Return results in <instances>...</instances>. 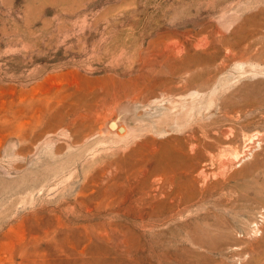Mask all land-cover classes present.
Here are the masks:
<instances>
[{
    "label": "rangeland",
    "instance_id": "rangeland-1",
    "mask_svg": "<svg viewBox=\"0 0 264 264\" xmlns=\"http://www.w3.org/2000/svg\"><path fill=\"white\" fill-rule=\"evenodd\" d=\"M0 264H264V0H0Z\"/></svg>",
    "mask_w": 264,
    "mask_h": 264
},
{
    "label": "bare ground",
    "instance_id": "bare-ground-1",
    "mask_svg": "<svg viewBox=\"0 0 264 264\" xmlns=\"http://www.w3.org/2000/svg\"><path fill=\"white\" fill-rule=\"evenodd\" d=\"M116 117L118 116V114L117 115H115ZM115 116L113 117V118H111L110 120H113V122L115 123V125L116 126H118V124H116V122H117V120L116 119H114L115 118ZM119 119V118H118ZM110 120H108L107 122H106V128L107 129H109L110 127L108 126V122L110 121ZM121 126V125H120ZM116 129H117V127H116ZM123 130V129H122ZM223 132V131H222ZM246 138H245V140H244V149H246V150H251L252 148H254V146L263 138V134H261L260 133V135H258V134H256L255 135V133H254V135H249L248 137L247 136H245ZM236 156V155H235ZM239 160V157L237 156V157H235V158H231L230 160H228L227 162H226V167H230V166H232L233 164H234V162L235 161H238ZM226 169V168H225ZM225 171V170H224Z\"/></svg>",
    "mask_w": 264,
    "mask_h": 264
},
{
    "label": "water",
    "instance_id": "water-1",
    "mask_svg": "<svg viewBox=\"0 0 264 264\" xmlns=\"http://www.w3.org/2000/svg\"><path fill=\"white\" fill-rule=\"evenodd\" d=\"M112 125H114V122H113V120H110V121L108 122V126H109L110 128H113ZM118 130L120 131L121 128H119Z\"/></svg>",
    "mask_w": 264,
    "mask_h": 264
}]
</instances>
